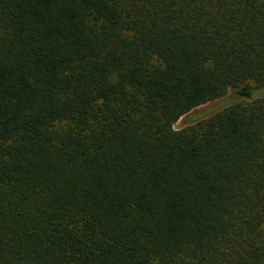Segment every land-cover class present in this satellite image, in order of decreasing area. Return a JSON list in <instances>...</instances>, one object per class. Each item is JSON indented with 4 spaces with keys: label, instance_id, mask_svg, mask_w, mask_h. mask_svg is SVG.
<instances>
[{
    "label": "trees",
    "instance_id": "16d2710c",
    "mask_svg": "<svg viewBox=\"0 0 264 264\" xmlns=\"http://www.w3.org/2000/svg\"><path fill=\"white\" fill-rule=\"evenodd\" d=\"M0 264H264V0H0Z\"/></svg>",
    "mask_w": 264,
    "mask_h": 264
},
{
    "label": "rangeland",
    "instance_id": "374dc122",
    "mask_svg": "<svg viewBox=\"0 0 264 264\" xmlns=\"http://www.w3.org/2000/svg\"><path fill=\"white\" fill-rule=\"evenodd\" d=\"M245 101L244 98L236 96L231 90L218 99L206 102L188 114L180 117L174 124L175 129L183 128L190 125L197 124L200 120L207 117L212 111L222 108V106L228 101Z\"/></svg>",
    "mask_w": 264,
    "mask_h": 264
}]
</instances>
